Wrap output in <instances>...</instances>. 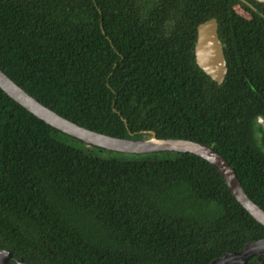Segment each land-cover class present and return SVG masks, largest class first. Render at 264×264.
<instances>
[{
  "label": "trees",
  "instance_id": "1",
  "mask_svg": "<svg viewBox=\"0 0 264 264\" xmlns=\"http://www.w3.org/2000/svg\"><path fill=\"white\" fill-rule=\"evenodd\" d=\"M212 17L228 64L221 85L195 58L197 27ZM0 68L87 128L213 146L264 209L263 5L0 0ZM87 146L0 88L1 250L27 264H209L264 237L206 159L103 158Z\"/></svg>",
  "mask_w": 264,
  "mask_h": 264
},
{
  "label": "water",
  "instance_id": "2",
  "mask_svg": "<svg viewBox=\"0 0 264 264\" xmlns=\"http://www.w3.org/2000/svg\"><path fill=\"white\" fill-rule=\"evenodd\" d=\"M249 1L264 6V0ZM195 58L198 66L212 80L219 85L224 82L228 73V64L223 42L219 35V22L216 17H212L198 25ZM0 88L18 104L47 124L82 140L88 146L93 145L110 151L131 154L190 152L206 159L222 174L230 191L243 207L264 226V209L247 194L233 166L213 146L185 138H159L153 130L144 131L149 135L145 138L131 139L116 137L87 128L41 103L19 86L1 68ZM257 123L264 130L263 116L259 115L257 117ZM11 255V252L0 249V264H7ZM255 256L264 257V237L247 242L239 251H227L209 264H249V261Z\"/></svg>",
  "mask_w": 264,
  "mask_h": 264
},
{
  "label": "rangeland",
  "instance_id": "3",
  "mask_svg": "<svg viewBox=\"0 0 264 264\" xmlns=\"http://www.w3.org/2000/svg\"><path fill=\"white\" fill-rule=\"evenodd\" d=\"M237 10L246 15V13L237 7ZM87 151L93 155H97L103 158H118V159H140V160H154L158 158L159 155H156V153H150V154H131V153H121V152H115L110 150H103L100 151L99 149L95 148L93 145L87 146Z\"/></svg>",
  "mask_w": 264,
  "mask_h": 264
},
{
  "label": "flooded vegetation",
  "instance_id": "4",
  "mask_svg": "<svg viewBox=\"0 0 264 264\" xmlns=\"http://www.w3.org/2000/svg\"><path fill=\"white\" fill-rule=\"evenodd\" d=\"M7 264H27V263L23 262V260H21V259L14 257L13 255H11Z\"/></svg>",
  "mask_w": 264,
  "mask_h": 264
}]
</instances>
